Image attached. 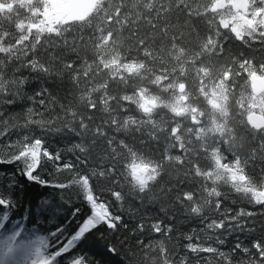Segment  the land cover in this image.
<instances>
[{
    "label": "trees",
    "instance_id": "trees-1",
    "mask_svg": "<svg viewBox=\"0 0 264 264\" xmlns=\"http://www.w3.org/2000/svg\"><path fill=\"white\" fill-rule=\"evenodd\" d=\"M223 3L101 0L90 13L56 20L46 0H0V198L9 201L0 206V248L8 264L24 248L41 264H264V202L209 183L198 171L208 160L203 148L182 149L169 127L140 122L139 77L115 71L132 53L171 70L178 43L198 66L224 72L243 57L264 72L263 43L247 46L232 26L214 48L207 21ZM247 115L240 105L232 137L211 145L240 159L261 187L264 128H252ZM36 139L33 175L49 186L27 179L23 159L14 160ZM135 159L158 168L147 185L130 171ZM91 206L94 215L121 217L116 228L99 223L56 260Z\"/></svg>",
    "mask_w": 264,
    "mask_h": 264
},
{
    "label": "rangeland",
    "instance_id": "rangeland-1",
    "mask_svg": "<svg viewBox=\"0 0 264 264\" xmlns=\"http://www.w3.org/2000/svg\"><path fill=\"white\" fill-rule=\"evenodd\" d=\"M46 1L50 3L49 9L53 11L56 20H67L81 14V7L75 6L71 0ZM223 2L218 12L210 15L207 21L214 34V48L225 34V29L230 26L247 46L256 42L264 45V0ZM222 18L225 20L224 27L220 22ZM165 37H168L167 33ZM202 47L205 48V44ZM170 50L175 63L171 70L152 69L150 64L133 53L124 56V60L115 65V71L134 74L142 84L133 100L140 111L147 107L151 110L142 111L138 119L150 124L151 128L169 127L170 138L182 149L190 144L201 146L208 160L203 167H198V171L209 183L227 182L256 202H264V183L261 187L256 186L245 174L240 159L228 157L226 160L219 149L211 145V142L216 144L214 137L218 135L232 137L233 112L238 110L240 105H246L247 114L257 112L264 115V93L255 95L250 82L253 73L264 78V72L261 71L263 67L258 68L255 61L253 63L256 66L252 60L236 57L233 66L219 72L193 63L194 60L181 44L174 43ZM113 60L117 61V55ZM174 71L176 75L170 74ZM184 75L187 80L179 79ZM181 85L184 86L183 92H179ZM151 102H156V106L151 107ZM130 171L142 185H147L158 176L157 166L139 159L132 161ZM96 208L107 213L101 205ZM0 264H8L1 248ZM9 264H41V261L37 260L35 250L24 248L9 259Z\"/></svg>",
    "mask_w": 264,
    "mask_h": 264
},
{
    "label": "snow or ice",
    "instance_id": "snow-or-ice-1",
    "mask_svg": "<svg viewBox=\"0 0 264 264\" xmlns=\"http://www.w3.org/2000/svg\"><path fill=\"white\" fill-rule=\"evenodd\" d=\"M40 145H41V140L36 139L34 142V145H32L30 149L22 151L19 155H17L14 158V160L23 159L26 165V171H23L22 174H24L27 179H29L30 181H38L41 183L42 186H49L47 182L40 180L38 176L33 175L34 170L40 163V160H39ZM44 156H48L49 159H51L47 151L44 152ZM8 204H9V201L7 199L0 198V206H7ZM91 209H92V206H91ZM79 211L80 209H75L73 212V216L78 214ZM120 219L121 217H115V219L113 220V219L106 218L102 214L94 215L93 209H92V214L85 218V220L82 222V226L78 227V230L73 235H71V238H66V243L62 247H59V253L56 257V260H58L57 258H59L63 253H67L71 248L76 246V244L79 241H81L82 238L85 237L86 233H88L91 229H94L99 223L104 222L107 224L108 228L115 229L116 221H119ZM59 231L60 229H58L57 232L53 233V235H57ZM71 264H83V257L81 259L72 260Z\"/></svg>",
    "mask_w": 264,
    "mask_h": 264
},
{
    "label": "water",
    "instance_id": "water-1",
    "mask_svg": "<svg viewBox=\"0 0 264 264\" xmlns=\"http://www.w3.org/2000/svg\"><path fill=\"white\" fill-rule=\"evenodd\" d=\"M72 3L76 6H80L85 13H90L97 4L100 2V0H71ZM243 2L244 0H240ZM251 81V89L255 95H260L264 93V78L262 76H259L257 74H252L250 77ZM184 91V86L179 87V92ZM151 107H155V103L151 102ZM144 112H148L151 110V108H142ZM247 122L248 124L257 130H261L264 128V115L257 112H251L247 115ZM176 134V131L173 132V135ZM35 171V170H34Z\"/></svg>",
    "mask_w": 264,
    "mask_h": 264
},
{
    "label": "bare ground",
    "instance_id": "bare-ground-1",
    "mask_svg": "<svg viewBox=\"0 0 264 264\" xmlns=\"http://www.w3.org/2000/svg\"><path fill=\"white\" fill-rule=\"evenodd\" d=\"M155 103V105H156V102H154Z\"/></svg>",
    "mask_w": 264,
    "mask_h": 264
}]
</instances>
